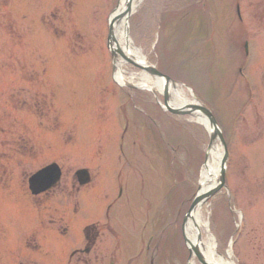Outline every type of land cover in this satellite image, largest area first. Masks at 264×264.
I'll return each mask as SVG.
<instances>
[{
    "label": "rangeland",
    "instance_id": "374dc122",
    "mask_svg": "<svg viewBox=\"0 0 264 264\" xmlns=\"http://www.w3.org/2000/svg\"><path fill=\"white\" fill-rule=\"evenodd\" d=\"M54 1L0 0V210H6L0 215L2 225L23 222L21 214L25 209L17 207L25 200L30 203L27 178L52 159H58L64 168L62 184L66 191L75 189L76 166L91 164L96 181H99L97 174L101 168L102 188L89 194L82 213L84 218L99 209L102 213L111 195L119 194L115 181L121 168L116 157L125 127L119 110L123 109L127 118L133 115L132 112L128 115L132 104H127L120 84L113 79L112 63L106 50L108 17L119 0H66L64 8L60 1ZM178 1L185 6L189 0ZM210 1L208 17H203L198 7L176 10L177 14L169 15V21L159 33L160 47L168 46L172 50V59L176 60L172 65L174 69L167 64L171 55L159 53L162 60L167 58L164 69L174 77H182L179 80L193 86L216 108L231 144L227 182L233 186V192L239 194L238 206L244 213L243 227L236 232L235 251L241 264H264V4H259V0H245V23L254 30L246 32V24L239 25L234 16L235 6L231 0ZM156 2L145 8L141 5L140 12L130 16V30L136 40L141 36L145 41L146 30L152 28V12L146 20L136 23ZM55 5L57 8L51 11L55 12L53 15L42 12ZM181 15L185 16L179 17ZM246 35H254L256 40L252 42L250 61L244 69L249 79L256 83V95L251 104H245V87L238 82L242 80L238 68ZM18 63L25 68L19 69ZM182 64L185 67L181 69ZM130 69V72L136 71ZM184 87L191 96L189 89ZM156 106L151 105L149 113H157ZM163 118L173 125L164 115ZM134 120L126 141L136 139L135 144L140 145L128 150L130 166L124 171L137 174L131 180L129 200L123 199L117 206H121L120 216L126 213L131 221L127 228H139L140 238H143L151 228V221L159 214L167 213V221L159 228V233L162 229L167 231L168 212L173 211L171 221L175 223V238L178 234L182 239L178 223L192 200L183 193L187 201L174 209V194L177 197L180 194L177 188L172 190L173 194L170 191L176 181L177 158L173 153L178 146L170 142L168 147L165 143L161 136L165 134L168 138L165 128H144L139 120ZM182 120L192 121L193 117L188 115ZM180 128L177 125L172 132L175 133L173 141L182 146L188 140ZM204 132L196 127L195 135ZM190 145L193 155L199 156L201 149L191 139ZM181 154L183 163L188 151L182 149ZM75 155L79 158L75 159ZM10 193L16 195V202L12 204L17 207L10 205L11 208L6 209L8 201L1 203L4 195ZM61 198L67 197L62 193L57 195V199L65 203ZM216 199L206 205V221L211 220L212 204ZM71 221L79 223L80 219L73 216ZM7 230L19 233L17 229ZM213 235L218 244L217 236ZM12 239L11 234L1 232L0 246L9 251ZM176 242L178 244L173 243L175 252L180 247L179 252L186 253L184 241L181 240V245ZM193 257L195 264H203L197 256ZM175 264H182L181 259L175 260Z\"/></svg>",
    "mask_w": 264,
    "mask_h": 264
},
{
    "label": "bare ground",
    "instance_id": "6f19581e",
    "mask_svg": "<svg viewBox=\"0 0 264 264\" xmlns=\"http://www.w3.org/2000/svg\"><path fill=\"white\" fill-rule=\"evenodd\" d=\"M128 0H122L120 6L114 13L113 17L119 21L116 25V36L121 47V52L125 56H129L135 59L145 60L144 55L141 53L140 49L132 46L131 40L128 38V29L126 20L123 21L118 19L124 14L127 7ZM141 0H136L134 3V9ZM123 59L119 58L118 68L116 71L117 80L124 84H137L144 87L153 86L158 87L162 90V80L153 77L147 72H134L129 73ZM168 90L170 91L171 99L170 103L176 107H186L188 108L190 104L194 101L188 97L187 91H185L182 86L170 84ZM195 120L203 123L209 130L213 127L209 123V119L205 115H196ZM224 149L222 144L216 140L208 149V157L206 163L203 167L202 177H201V188L199 190L200 194L206 193L209 189L213 188L218 184L219 174L221 173L222 160H223ZM205 202H201L193 212L192 216L186 223V233L189 241L192 245H195L200 250L204 260L208 264H236L234 261L227 260L224 256H221L217 251V242L213 234L207 231V221L205 219ZM232 254L230 250V255ZM195 262V259L193 260ZM192 264V263H191Z\"/></svg>",
    "mask_w": 264,
    "mask_h": 264
},
{
    "label": "flooded vegetation",
    "instance_id": "af4514ba",
    "mask_svg": "<svg viewBox=\"0 0 264 264\" xmlns=\"http://www.w3.org/2000/svg\"><path fill=\"white\" fill-rule=\"evenodd\" d=\"M35 234L44 235V233L40 231H36ZM101 235V228L97 224H94L85 228L84 237L81 239L79 238V240L75 238L76 246L72 256L75 260V264H105L107 254L103 252L101 246L104 243L107 244V242ZM32 239H34V246L37 247L38 236H34ZM111 259L112 260H108L109 264H116V261L113 260V256H111ZM119 264H124V262L120 261Z\"/></svg>",
    "mask_w": 264,
    "mask_h": 264
},
{
    "label": "water",
    "instance_id": "95a60500",
    "mask_svg": "<svg viewBox=\"0 0 264 264\" xmlns=\"http://www.w3.org/2000/svg\"><path fill=\"white\" fill-rule=\"evenodd\" d=\"M130 7V4L128 5V9ZM114 27H115V24L114 22L111 23V35H110V46L113 48L114 50V54L116 55L117 53H121V49L120 48H117L115 49L114 47V42H115V35H114ZM123 55V54H122ZM138 65H141L140 63H137ZM147 70H149L151 73H154V74H159L161 75L160 72H158L156 69L154 68H151V67H146ZM169 97V94H167V98ZM170 109H172L173 111L175 112H182L181 110H177V109H173L172 107L169 106ZM192 109H190L188 112H193V111H199V112H202V113H205L207 115H209L210 119H211V122L214 126V132L212 134V137L213 139H215L218 135L220 137H222V133H221V130L219 129L218 127V124H217V121L216 119L214 118V116L212 115L211 111H209L208 109L202 107V106H198V105H192L191 106ZM49 167L44 169L43 171H41L39 174H37L36 176L33 177L32 181H34L35 179H40L41 176L44 175V173H46V171H49ZM33 187L36 189V185L35 183L33 184ZM215 190L211 191L209 194H207V197H209Z\"/></svg>",
    "mask_w": 264,
    "mask_h": 264
}]
</instances>
